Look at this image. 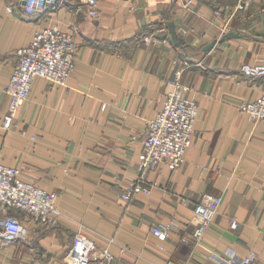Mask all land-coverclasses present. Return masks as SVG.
Wrapping results in <instances>:
<instances>
[{"label":"crops","instance_id":"1","mask_svg":"<svg viewBox=\"0 0 264 264\" xmlns=\"http://www.w3.org/2000/svg\"><path fill=\"white\" fill-rule=\"evenodd\" d=\"M236 1L97 0L90 15L86 0H64L35 15L0 0V156L56 191L62 212L54 226L16 212L27 233L3 260L67 264L82 230L122 264H224L216 255L249 252L264 264V121L240 109L264 93V75L241 72L245 62L264 64V4L237 10ZM48 24L73 35L74 69L65 84L36 77L5 128L15 52ZM179 70L198 104L192 144L180 168L158 164L151 192L125 201L119 192L137 174L145 120ZM204 193L221 195L217 215L198 242H184L200 222L194 204ZM169 221L175 227L158 238L151 226Z\"/></svg>","mask_w":264,"mask_h":264},{"label":"built area","instance_id":"2","mask_svg":"<svg viewBox=\"0 0 264 264\" xmlns=\"http://www.w3.org/2000/svg\"><path fill=\"white\" fill-rule=\"evenodd\" d=\"M25 14L44 15L57 8L64 0H16ZM253 0H237L235 7L242 10ZM88 13L97 12V0H86ZM224 30V29H223ZM77 44L73 35L56 24L44 25L35 30L29 44L18 48L15 62L6 85L7 110L3 115V126L9 128L19 106L29 97L36 77L47 79L53 84H65L74 69ZM241 72L248 77L263 76L264 64L245 62ZM182 70L166 81L167 90L156 114L145 120V135L138 156L137 174L119 192V196L130 201L138 193L149 194L153 183L149 172L160 163L171 170L181 167L186 150L191 146L194 123L198 116V104L191 92L195 87L183 81ZM251 120L264 121V93L240 105ZM221 195L204 193L194 204L200 222L191 231L184 232V242H198L206 228L217 215ZM24 213L31 220L44 226H54L61 216L56 191L39 186L22 176L21 168L6 164L0 156V249L23 239L27 227L16 212ZM235 227L237 222L231 220ZM175 227L174 222L153 224L152 232L161 239L168 237ZM112 240V239H111ZM216 255V254H215ZM224 264H257L256 255L249 252L235 260L233 254L216 255ZM67 264H122V255L114 254L108 246H100L82 230L73 234L70 248L64 254Z\"/></svg>","mask_w":264,"mask_h":264},{"label":"rangeland","instance_id":"3","mask_svg":"<svg viewBox=\"0 0 264 264\" xmlns=\"http://www.w3.org/2000/svg\"><path fill=\"white\" fill-rule=\"evenodd\" d=\"M261 2L264 4V0H261ZM18 247L21 248L22 250L25 249L24 246H22V244H18ZM12 248H13V250H15L16 246L15 245H13V246L9 245V246H7L5 248H1L0 249V264H10L9 261L7 263V260L6 259L3 260L2 257H3L4 254H7V255L10 254ZM7 259H8V257H7ZM256 262H257V259H256Z\"/></svg>","mask_w":264,"mask_h":264}]
</instances>
